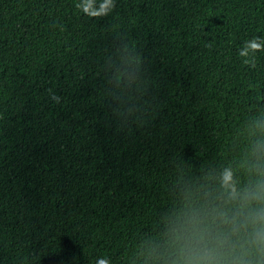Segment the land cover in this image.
Returning a JSON list of instances; mask_svg holds the SVG:
<instances>
[{"label":"trees","instance_id":"trees-1","mask_svg":"<svg viewBox=\"0 0 264 264\" xmlns=\"http://www.w3.org/2000/svg\"><path fill=\"white\" fill-rule=\"evenodd\" d=\"M82 2L0 0V264H264V0Z\"/></svg>","mask_w":264,"mask_h":264},{"label":"clouds","instance_id":"clouds-1","mask_svg":"<svg viewBox=\"0 0 264 264\" xmlns=\"http://www.w3.org/2000/svg\"><path fill=\"white\" fill-rule=\"evenodd\" d=\"M77 8L82 9L84 13H86L90 17H101L107 16L110 11L115 7L114 0H103V3L100 4L98 8L95 7V0H83L82 3L76 5ZM239 56L244 59L245 65H250L251 67H256V56L257 52H264V41H262L259 37H254L251 40L245 41L242 48L238 50ZM54 100L59 102V98L56 96L52 97ZM222 186L225 190L232 189L231 198H235V187L233 184L232 172L230 169H225L222 177ZM225 222L228 223L229 219L225 214ZM233 222H234V218ZM256 221H264V212H261L255 217ZM191 228L194 231V234L197 235L201 240H204L206 237L204 235L205 232H208V229H200V222L198 220H193L191 224ZM227 241V233L219 228L216 230V234L211 236V242L214 246L219 247L226 243ZM195 261L196 264H203V262H207V264H213V262L217 259L214 252H204L203 254H193L190 258ZM97 264H109V261L105 258H101L97 260Z\"/></svg>","mask_w":264,"mask_h":264}]
</instances>
